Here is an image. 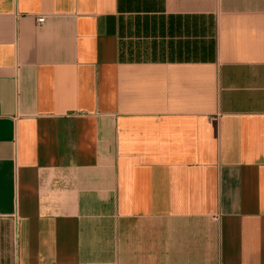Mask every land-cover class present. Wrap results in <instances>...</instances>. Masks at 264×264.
I'll return each mask as SVG.
<instances>
[{"label": "crops", "instance_id": "crops-1", "mask_svg": "<svg viewBox=\"0 0 264 264\" xmlns=\"http://www.w3.org/2000/svg\"><path fill=\"white\" fill-rule=\"evenodd\" d=\"M0 264H264V0H0Z\"/></svg>", "mask_w": 264, "mask_h": 264}, {"label": "built area", "instance_id": "built-area-1", "mask_svg": "<svg viewBox=\"0 0 264 264\" xmlns=\"http://www.w3.org/2000/svg\"><path fill=\"white\" fill-rule=\"evenodd\" d=\"M36 21L38 24H41L44 21V19L42 17H39L36 19Z\"/></svg>", "mask_w": 264, "mask_h": 264}]
</instances>
